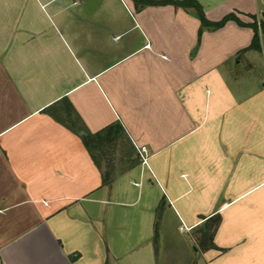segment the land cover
Segmentation results:
<instances>
[{
  "label": "crops",
  "instance_id": "obj_1",
  "mask_svg": "<svg viewBox=\"0 0 264 264\" xmlns=\"http://www.w3.org/2000/svg\"><path fill=\"white\" fill-rule=\"evenodd\" d=\"M254 35L174 5L0 0V264H264Z\"/></svg>",
  "mask_w": 264,
  "mask_h": 264
},
{
  "label": "trees",
  "instance_id": "obj_2",
  "mask_svg": "<svg viewBox=\"0 0 264 264\" xmlns=\"http://www.w3.org/2000/svg\"><path fill=\"white\" fill-rule=\"evenodd\" d=\"M136 7H143L145 5H174L176 7H182L186 10H193L195 15L201 21V25L203 28H210V29H219L223 27L228 21L235 20L238 24L242 26H250L254 29L255 35L253 38V42L248 49L260 50L264 51V18H261L260 21L257 20L255 17L254 22L246 23L241 21L235 14H229L221 21L213 22L210 21L206 14L203 5L198 0H133ZM260 22V24L258 23ZM260 30L263 34V40L260 37ZM97 138L102 140L103 136L102 133H98L96 135ZM102 138V139H101ZM96 138L94 137L92 140L94 141ZM88 139H85V142ZM89 144V140L87 141ZM90 145V144H89ZM219 222V217L211 218L206 224V231L202 230L203 239L201 240V246L204 249L209 247L210 239L214 233L215 225Z\"/></svg>",
  "mask_w": 264,
  "mask_h": 264
},
{
  "label": "built area",
  "instance_id": "obj_3",
  "mask_svg": "<svg viewBox=\"0 0 264 264\" xmlns=\"http://www.w3.org/2000/svg\"><path fill=\"white\" fill-rule=\"evenodd\" d=\"M260 24V22H258ZM139 153L140 156L142 158V161L144 164H148V160H149V155H148V150L146 147H142L141 149H139ZM181 230H186V231H190L191 228L188 227H181Z\"/></svg>",
  "mask_w": 264,
  "mask_h": 264
},
{
  "label": "rangeland",
  "instance_id": "obj_4",
  "mask_svg": "<svg viewBox=\"0 0 264 264\" xmlns=\"http://www.w3.org/2000/svg\"><path fill=\"white\" fill-rule=\"evenodd\" d=\"M240 69H243L242 67L240 68ZM138 150V149H137ZM137 152H139V151H137ZM116 155H118V152L116 153ZM115 155V156H116ZM138 155L140 156V153H138ZM119 158H120V156H119ZM140 159H141V161H142V158H141V156H140ZM115 162L118 164H120V163H122L120 160L118 161V158H116V160H115Z\"/></svg>",
  "mask_w": 264,
  "mask_h": 264
},
{
  "label": "water",
  "instance_id": "obj_5",
  "mask_svg": "<svg viewBox=\"0 0 264 264\" xmlns=\"http://www.w3.org/2000/svg\"><path fill=\"white\" fill-rule=\"evenodd\" d=\"M263 16H264V14H263Z\"/></svg>",
  "mask_w": 264,
  "mask_h": 264
}]
</instances>
